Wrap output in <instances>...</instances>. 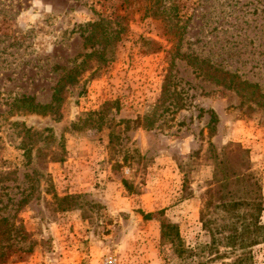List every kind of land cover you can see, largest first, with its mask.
I'll use <instances>...</instances> for the list:
<instances>
[{"label":"rangeland","instance_id":"1","mask_svg":"<svg viewBox=\"0 0 264 264\" xmlns=\"http://www.w3.org/2000/svg\"><path fill=\"white\" fill-rule=\"evenodd\" d=\"M238 82L264 95V0H0L3 264H184L161 223L209 241L206 198L233 171L264 205V101Z\"/></svg>","mask_w":264,"mask_h":264},{"label":"trees","instance_id":"2","mask_svg":"<svg viewBox=\"0 0 264 264\" xmlns=\"http://www.w3.org/2000/svg\"><path fill=\"white\" fill-rule=\"evenodd\" d=\"M105 34L99 36L105 38ZM108 39V37H106ZM91 57V54L88 55ZM88 60L83 61V64L75 70L71 71L67 77L73 80L77 73L83 72L86 68ZM203 63V62H202ZM229 74L227 71L224 75ZM231 79H233L232 75ZM246 88H251L252 95H258L260 100L264 101V95L256 92V86L246 82H238ZM31 104V111L47 110L49 105H34L33 101L26 99ZM260 104L264 105L261 101ZM218 122L217 115L212 112L209 121V135L213 136L215 132V125ZM231 146V145H229ZM232 147V146H231ZM244 154V160L241 165L250 163L248 152L243 150L240 145L236 146ZM209 159L213 162L217 161L218 155L213 144H211ZM56 161L61 160L59 155L54 158ZM247 171V170H246ZM230 176V175H229ZM219 180V185L216 191L209 193L206 198L205 208L201 214V224L209 241L198 246L197 249H190L185 246L183 238H181L177 227L169 222H162L160 225L161 245L164 248H169L178 256L183 263L190 264H213L215 261L225 258L221 248L235 251H242L241 254L231 261L232 264H243L246 257L250 254L251 247L264 242V225L259 224L258 216L264 210L263 199L260 194V187L251 174H244L239 171H233L231 176ZM229 186L224 190L225 187ZM232 188H236L235 190ZM241 192V194H237ZM257 194L256 196L253 193ZM61 203L65 202L67 198H58ZM66 210L64 206L61 208ZM150 214L145 215V218ZM3 218L0 219V247L4 246L3 241ZM2 257L4 252H0V264H3Z\"/></svg>","mask_w":264,"mask_h":264}]
</instances>
